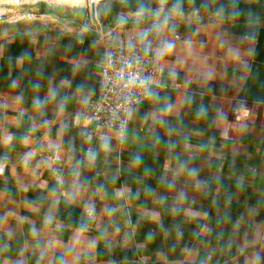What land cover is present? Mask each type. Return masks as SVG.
Here are the masks:
<instances>
[{
	"label": "clouds",
	"instance_id": "clouds-1",
	"mask_svg": "<svg viewBox=\"0 0 264 264\" xmlns=\"http://www.w3.org/2000/svg\"><path fill=\"white\" fill-rule=\"evenodd\" d=\"M262 29L264 0H0V264H264V198L232 214L251 108L217 85Z\"/></svg>",
	"mask_w": 264,
	"mask_h": 264
},
{
	"label": "crops",
	"instance_id": "crops-1",
	"mask_svg": "<svg viewBox=\"0 0 264 264\" xmlns=\"http://www.w3.org/2000/svg\"><path fill=\"white\" fill-rule=\"evenodd\" d=\"M242 26V25H241ZM235 33H242L244 31L243 27L237 26L233 29ZM256 41L251 47L256 48ZM25 44H21L19 41L14 43L11 47V53L16 54L22 47H25ZM244 47H248L245 45ZM253 56L249 55L246 57L247 63L250 66V69L246 70L244 68H237L235 71L233 67L230 66L227 74V78L225 80H218L217 85L228 87L229 91L227 95L222 97V102L225 107L230 106L235 99L243 97L249 101V107L251 108L250 114L246 117L249 124L252 125L251 130L247 135L239 137L238 134L233 133L234 138H238L240 140V147L242 154L238 158L237 165L240 168L245 166H261L264 164V103H253L258 98H264V73H258L259 69L256 68L252 72V60ZM57 66L67 68V65L63 64L60 61L59 57H57ZM7 67L5 66L3 71L0 72V95L6 94L8 92V86L6 81L3 79V75L6 74ZM235 77V80L233 79ZM242 78V79H241ZM9 116L14 115L13 112L8 113ZM9 130H15L13 125H8ZM149 163L152 161L149 159ZM228 168L227 165L225 167V181L226 185H231L232 181L227 179ZM17 175L20 177H26V174L22 169H16ZM9 175V183L12 185L13 189L16 187V177L12 175V170H8ZM26 179H30V177H26ZM47 179V175H43L39 178V182H43ZM29 196L32 195V192L28 193ZM264 198V182L259 180L255 182H250L249 187L246 191L240 192L237 194L236 199L232 204V214L233 217L238 216L240 213L244 212L248 205L257 204ZM17 200L20 199L19 196L16 197ZM205 207H208V201H202ZM3 201H0V211L3 210L2 207ZM8 207H14V205L9 204ZM19 211L21 214L27 215L28 213L20 208ZM259 220H264V206L260 207L259 210ZM14 223V221H13ZM147 225L141 230L139 239L143 238V232L147 230ZM187 227H191L188 225ZM163 242L158 238L155 243H152L148 246V255L155 260V252L161 248ZM121 253H117L120 255ZM131 255V253H129Z\"/></svg>",
	"mask_w": 264,
	"mask_h": 264
},
{
	"label": "water",
	"instance_id": "water-1",
	"mask_svg": "<svg viewBox=\"0 0 264 264\" xmlns=\"http://www.w3.org/2000/svg\"><path fill=\"white\" fill-rule=\"evenodd\" d=\"M243 27V26H239ZM256 48L254 51L253 62H252V72L254 69L258 68V73H264V29L261 30L257 40H256Z\"/></svg>",
	"mask_w": 264,
	"mask_h": 264
}]
</instances>
